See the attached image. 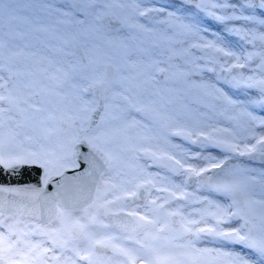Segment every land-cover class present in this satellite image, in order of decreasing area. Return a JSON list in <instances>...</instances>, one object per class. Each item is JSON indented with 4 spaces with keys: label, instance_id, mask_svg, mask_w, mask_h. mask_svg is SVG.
Masks as SVG:
<instances>
[{
    "label": "snow or ice",
    "instance_id": "1",
    "mask_svg": "<svg viewBox=\"0 0 264 264\" xmlns=\"http://www.w3.org/2000/svg\"><path fill=\"white\" fill-rule=\"evenodd\" d=\"M141 3L0 0V170H43L0 185V264H264V0L197 5L240 53Z\"/></svg>",
    "mask_w": 264,
    "mask_h": 264
},
{
    "label": "bare ground",
    "instance_id": "2",
    "mask_svg": "<svg viewBox=\"0 0 264 264\" xmlns=\"http://www.w3.org/2000/svg\"><path fill=\"white\" fill-rule=\"evenodd\" d=\"M200 2L201 0H142L141 7L147 9H160V12L149 13V15L153 17L158 16L163 18L167 12H176L197 27L206 38L212 39L215 37L223 45L237 53L248 50V47L244 45V42L241 41L238 36L230 32V29L233 27V22L218 21L207 15L206 11L197 7ZM207 2L208 0H204L205 4H207ZM229 2L239 5L243 4L244 0H229ZM255 2L258 4L259 0H255ZM248 11L258 18H264V10L262 9L254 8L249 9ZM223 90L236 99L246 100L249 98L248 92L243 88H234L231 85L225 84L223 85ZM256 113L257 115L264 116V112H260L258 108L256 109ZM257 134L264 133H260L259 130H257ZM211 151L213 155L218 157L221 155L219 150L212 149ZM236 162L242 164L244 167L252 168L257 172L264 170V160H262L259 155H257L254 160L249 157H239Z\"/></svg>",
    "mask_w": 264,
    "mask_h": 264
},
{
    "label": "water",
    "instance_id": "3",
    "mask_svg": "<svg viewBox=\"0 0 264 264\" xmlns=\"http://www.w3.org/2000/svg\"><path fill=\"white\" fill-rule=\"evenodd\" d=\"M43 170L38 166H24L14 173L0 170V185L36 187L42 186ZM49 192L54 190V181L48 185Z\"/></svg>",
    "mask_w": 264,
    "mask_h": 264
}]
</instances>
